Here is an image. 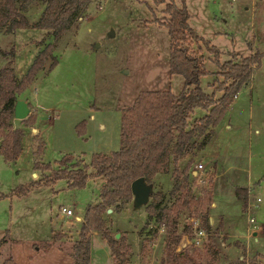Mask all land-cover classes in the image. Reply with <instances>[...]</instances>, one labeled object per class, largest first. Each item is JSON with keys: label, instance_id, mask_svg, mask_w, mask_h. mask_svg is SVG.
Returning a JSON list of instances; mask_svg holds the SVG:
<instances>
[{"label": "rangeland", "instance_id": "obj_1", "mask_svg": "<svg viewBox=\"0 0 264 264\" xmlns=\"http://www.w3.org/2000/svg\"><path fill=\"white\" fill-rule=\"evenodd\" d=\"M174 1L179 5L180 0ZM183 3L187 24L202 39L192 46L200 47L208 70L199 78L206 92L220 95L213 89L217 83L213 78L221 76L204 41L219 51V62L239 61L255 52L260 59L235 93L209 107L213 122L202 133L192 125L204 110L195 107L187 120L192 140L177 165L187 176L193 196L190 205L178 212L176 233L190 224L188 237L193 241L181 248L192 253L193 259L180 262L226 264L243 257L245 264H264V0ZM16 6L29 24L43 9L35 0H16ZM163 8L164 3L154 0H90L55 42L42 29L8 31L0 27V51L12 49V54H0V67L10 63L17 79L36 54L52 45L51 55L16 94L28 108L26 120L11 117L13 127L23 133L20 151L11 162L0 155V264L6 256L19 264H74L70 245L77 237L85 206L98 200L104 178H87L81 187H68L64 179L44 185L39 178L49 170L34 167V161L55 168V159L71 153L82 165L93 152L114 150L119 146L121 108L139 91L169 88L177 92L181 88V76L168 70ZM80 121L81 132L76 126ZM35 125L40 126V137ZM151 165L143 180L169 204L174 196L168 194L171 158ZM29 182L31 191L14 193L18 184ZM239 187L246 188L244 205L234 192ZM256 196L260 197L257 202ZM132 199L131 194L109 205L103 218L110 233L115 238L123 236L128 244L127 264H161L166 233L163 224L146 219L144 205L151 196L137 206ZM62 205L70 206L72 214L64 215ZM204 211L210 231L198 234ZM247 212L253 222H247ZM186 237H179L175 250L181 241H189ZM89 264H114L96 231L89 236Z\"/></svg>", "mask_w": 264, "mask_h": 264}, {"label": "trees", "instance_id": "obj_2", "mask_svg": "<svg viewBox=\"0 0 264 264\" xmlns=\"http://www.w3.org/2000/svg\"><path fill=\"white\" fill-rule=\"evenodd\" d=\"M35 1L42 3L43 9L37 20L29 24L16 6V0H0V27L8 31L27 27L42 29L49 31L52 41L55 42L71 28L82 7L90 0ZM154 1L164 3L165 18L161 24L166 29L168 37V70L169 73L181 76V88L177 92H172L169 88L139 91L129 105L121 108L119 146L116 149L107 153L93 152L89 161L82 165L76 163L71 153H64L55 159L57 165L55 168L49 163L38 164L34 161L33 164L36 168L49 170L46 176L39 178L44 185L57 179H64L68 187H81L87 178L98 175L104 178L98 191V200L85 206L77 237L70 245L69 254L74 264H89V236L92 231L98 232L105 241L114 264H127L128 244L123 236L115 238L110 233L103 212L118 200L127 199L131 195V180L138 176L145 178L151 164L164 157H170L173 164L172 187L168 194L174 196L169 204H164L161 196L150 190L151 199L144 205L145 216L148 222L163 224L166 241L161 264H182L180 260L193 259L192 253L184 247L175 250L179 237L182 234L188 236L191 234L190 224L183 225L176 233L178 212L190 205L193 196L187 176L181 173L177 165L178 158L189 148L192 140L187 120L195 107L204 110L205 112L197 117L192 125L197 132L202 133L206 126L213 122L209 107L218 100L226 101L230 94L235 93L260 59V53L255 52L242 56L239 61L226 59L219 62V51L204 41L207 49L213 52L212 60L218 67L217 73L221 76L219 80L213 78L217 82L213 89L220 91V95L214 97L213 92H206L199 84L200 76L208 73V70L203 63L200 47L192 46L202 39L187 24L188 13L183 0H180L179 5L174 0ZM45 48L34 56L24 75L19 79L16 78L10 63L0 67V155L6 162L15 160L20 151L19 140L22 130L13 127L11 122L16 94L27 86L44 59L51 55L52 45L48 44ZM0 54L3 56L12 54V49L8 52L0 51ZM27 117L22 120H26ZM76 126L81 132L82 121ZM31 186L30 182L26 185L18 184L14 188V193L26 194ZM234 192L244 205L246 188H235ZM200 224L197 229L206 233L210 231L206 211L200 215ZM1 264L19 263L11 256H6ZM226 264H245V260L239 257Z\"/></svg>", "mask_w": 264, "mask_h": 264}, {"label": "water", "instance_id": "obj_3", "mask_svg": "<svg viewBox=\"0 0 264 264\" xmlns=\"http://www.w3.org/2000/svg\"><path fill=\"white\" fill-rule=\"evenodd\" d=\"M28 113V108L26 104L20 100L16 99L13 107V116L17 119L24 118ZM130 191L132 194V203L134 206L144 203L149 195L150 187L143 180L142 176H138L131 180Z\"/></svg>", "mask_w": 264, "mask_h": 264}, {"label": "built area", "instance_id": "obj_4", "mask_svg": "<svg viewBox=\"0 0 264 264\" xmlns=\"http://www.w3.org/2000/svg\"><path fill=\"white\" fill-rule=\"evenodd\" d=\"M199 166H201V164H199ZM260 200V197L259 196H256L255 197V201L257 202V201H259ZM250 205H252V203L250 204ZM60 211L64 214V215H71L72 214V209H71V207L70 206H60ZM248 213V212H247ZM254 221V217L253 216H250L249 215V213H248V216H247V222H253ZM252 229H254V228H252ZM251 229V231H254V230H252ZM196 233H198V234H203V231L201 230V229H197L196 230ZM182 235H186L187 237L185 238V240H189L188 242H185L184 240L183 241H181L180 243H179V246H178V248H181V246L182 245H184V244H186V243H191L193 240L191 239V238H189L188 237V235L187 234H182ZM195 242L197 241V239H195L194 240ZM181 245V246H180Z\"/></svg>", "mask_w": 264, "mask_h": 264}, {"label": "crops", "instance_id": "obj_5", "mask_svg": "<svg viewBox=\"0 0 264 264\" xmlns=\"http://www.w3.org/2000/svg\"><path fill=\"white\" fill-rule=\"evenodd\" d=\"M35 121H36V119H35ZM37 122H39V119H37ZM37 124H39V123H37ZM35 128H36V130L37 131H39V134H38V137H40L39 135H40V126L39 125H35ZM22 137H23V133H22V136H21V138H20V142H21V139H22ZM31 145H32V147H33V142L31 143ZM21 147V146H20ZM33 152H34V149H33ZM39 156V155H38ZM40 157V156H39ZM33 174V173H32ZM31 191V190H30ZM185 245V244H184ZM181 246V245H180ZM183 246V245H182ZM181 246V247H182ZM178 249H180V248H178Z\"/></svg>", "mask_w": 264, "mask_h": 264}]
</instances>
